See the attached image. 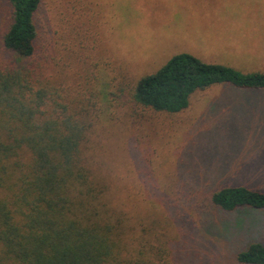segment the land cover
Wrapping results in <instances>:
<instances>
[{"label":"rangeland","instance_id":"rangeland-1","mask_svg":"<svg viewBox=\"0 0 264 264\" xmlns=\"http://www.w3.org/2000/svg\"><path fill=\"white\" fill-rule=\"evenodd\" d=\"M11 16L0 0V66L24 61L4 44ZM37 18L36 58L92 122L85 151L128 216L130 248L144 236L169 249L162 264H243L238 253L264 242V209L226 211L212 195L264 192V88L217 83L174 113L133 94L179 53L264 72V0H42Z\"/></svg>","mask_w":264,"mask_h":264},{"label":"trees","instance_id":"trees-1","mask_svg":"<svg viewBox=\"0 0 264 264\" xmlns=\"http://www.w3.org/2000/svg\"><path fill=\"white\" fill-rule=\"evenodd\" d=\"M4 35L14 59L0 66V264H162L170 251L150 239L127 242L125 211L97 185L85 141L92 122L60 99L38 58L42 0H10ZM217 83L264 88V72L244 73L191 53L174 55L135 86L136 102L179 112L191 95ZM212 202L226 211L264 209V192L224 187ZM243 264H264V242L240 251ZM173 264V263H172Z\"/></svg>","mask_w":264,"mask_h":264},{"label":"crops","instance_id":"crops-1","mask_svg":"<svg viewBox=\"0 0 264 264\" xmlns=\"http://www.w3.org/2000/svg\"><path fill=\"white\" fill-rule=\"evenodd\" d=\"M192 54V53H191Z\"/></svg>","mask_w":264,"mask_h":264}]
</instances>
